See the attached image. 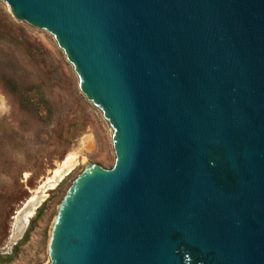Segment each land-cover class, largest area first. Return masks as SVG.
Here are the masks:
<instances>
[{
	"label": "water",
	"instance_id": "water-1",
	"mask_svg": "<svg viewBox=\"0 0 264 264\" xmlns=\"http://www.w3.org/2000/svg\"><path fill=\"white\" fill-rule=\"evenodd\" d=\"M2 1L54 38L115 155L68 187L47 264H264V0Z\"/></svg>",
	"mask_w": 264,
	"mask_h": 264
},
{
	"label": "rangeland",
	"instance_id": "rangeland-1",
	"mask_svg": "<svg viewBox=\"0 0 264 264\" xmlns=\"http://www.w3.org/2000/svg\"><path fill=\"white\" fill-rule=\"evenodd\" d=\"M69 155L75 159L54 176ZM114 160L108 123L79 91L54 38L16 21L0 0V258L13 256L4 264H47L51 222L68 187L85 162L110 169ZM41 195L18 233L26 202Z\"/></svg>",
	"mask_w": 264,
	"mask_h": 264
},
{
	"label": "bare ground",
	"instance_id": "bare-ground-1",
	"mask_svg": "<svg viewBox=\"0 0 264 264\" xmlns=\"http://www.w3.org/2000/svg\"><path fill=\"white\" fill-rule=\"evenodd\" d=\"M75 159V155H69L64 162L54 171V176H58L60 177L62 175V173L64 172V170H66L68 168V165ZM44 199V195L41 196H33L31 197L25 205V210L23 211L24 214V218L20 219V220H16V231L18 233L21 232V225L23 226V224L27 221L26 218H29L32 215V211L34 210V208H36L38 206L39 203H41Z\"/></svg>",
	"mask_w": 264,
	"mask_h": 264
},
{
	"label": "trees",
	"instance_id": "trees-1",
	"mask_svg": "<svg viewBox=\"0 0 264 264\" xmlns=\"http://www.w3.org/2000/svg\"><path fill=\"white\" fill-rule=\"evenodd\" d=\"M16 30L24 35V31L22 29L17 27ZM12 258H13V256H3V257H1L0 258V264H4V263H7V262H10L12 260Z\"/></svg>",
	"mask_w": 264,
	"mask_h": 264
}]
</instances>
